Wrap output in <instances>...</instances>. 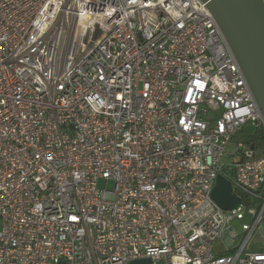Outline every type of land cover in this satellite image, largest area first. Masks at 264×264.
<instances>
[{"label":"built area","instance_id":"built-area-1","mask_svg":"<svg viewBox=\"0 0 264 264\" xmlns=\"http://www.w3.org/2000/svg\"><path fill=\"white\" fill-rule=\"evenodd\" d=\"M251 123L204 0H0V264H264Z\"/></svg>","mask_w":264,"mask_h":264},{"label":"water","instance_id":"water-1","mask_svg":"<svg viewBox=\"0 0 264 264\" xmlns=\"http://www.w3.org/2000/svg\"><path fill=\"white\" fill-rule=\"evenodd\" d=\"M237 59L264 119V3L262 0H204ZM213 199L224 210L240 205L232 183L217 178ZM129 264H151L149 258Z\"/></svg>","mask_w":264,"mask_h":264},{"label":"rangeland","instance_id":"rangeland-1","mask_svg":"<svg viewBox=\"0 0 264 264\" xmlns=\"http://www.w3.org/2000/svg\"><path fill=\"white\" fill-rule=\"evenodd\" d=\"M256 132V128H255V125L253 123L251 124H248L246 127H245V134L247 135H252V134H255ZM240 137V135H239ZM235 142L236 140H234L230 146H229V149L227 151V153L225 154V156L223 157V163L225 164H231L232 161H233V158L231 157L230 153L235 151ZM109 187L111 188L112 187V184L109 185ZM216 248L219 250V249H223V245L220 241H218L216 243Z\"/></svg>","mask_w":264,"mask_h":264},{"label":"trees","instance_id":"trees-1","mask_svg":"<svg viewBox=\"0 0 264 264\" xmlns=\"http://www.w3.org/2000/svg\"><path fill=\"white\" fill-rule=\"evenodd\" d=\"M248 143L253 144L256 149V154L264 153V128L257 130L255 134L248 137Z\"/></svg>","mask_w":264,"mask_h":264}]
</instances>
